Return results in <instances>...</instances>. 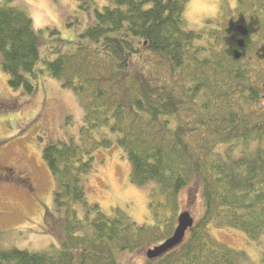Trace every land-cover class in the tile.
I'll use <instances>...</instances> for the list:
<instances>
[{
  "label": "trees",
  "instance_id": "1",
  "mask_svg": "<svg viewBox=\"0 0 264 264\" xmlns=\"http://www.w3.org/2000/svg\"><path fill=\"white\" fill-rule=\"evenodd\" d=\"M15 1L0 0V67L9 87L34 94L47 73L79 94L85 124L81 143L49 142L42 152L57 182L55 201L66 207L59 246L47 256L0 247V264H117V252L174 234L179 194L195 181L204 215L181 244L146 264H239L243 253L211 229L264 236V0H221L214 25L198 32L182 27L191 0H108L82 36L120 39L53 60H42L33 18ZM79 1L84 8L87 0ZM102 128L132 162L130 180L157 183L151 221L139 225L121 209L105 213L88 203L82 177L97 149L114 144L95 137ZM76 203L86 208L83 219ZM258 259L252 264H264V251Z\"/></svg>",
  "mask_w": 264,
  "mask_h": 264
},
{
  "label": "rangeland",
  "instance_id": "2",
  "mask_svg": "<svg viewBox=\"0 0 264 264\" xmlns=\"http://www.w3.org/2000/svg\"><path fill=\"white\" fill-rule=\"evenodd\" d=\"M79 2L15 1L33 18V28L41 41L42 60H53L82 48L104 49V43L112 36L120 39L118 33L104 36L100 43L83 37L96 22L95 10L102 9L108 0H87L84 8L79 7ZM220 2L190 1L189 4H211L216 7L215 15L207 17L199 31L214 25ZM52 30H57V33H52ZM103 53L107 54V51ZM41 65L42 62L37 68ZM6 79L0 67V102H3V106H0V247L26 249L30 253L47 256L62 241L66 207L55 201L57 182L42 152L49 142H70L72 139L81 143L80 129L85 124V112L79 94L71 88L62 87L60 80L48 77L47 73L36 81L34 94L12 90ZM6 100L7 103L4 102ZM95 137L111 139L114 144L109 148L97 149L92 169L82 177L88 203L98 204L105 213L115 208L121 209L139 225L151 221V189L157 183L151 181L138 186L130 180L133 164L119 147L116 134L102 128L95 132ZM10 170L13 173H9ZM23 176H29L30 183L19 179ZM179 201L181 212L188 211L193 219L198 220L204 215L200 182L195 181L181 190ZM73 206L78 218L83 219L87 213L85 206L81 203ZM94 213H90L92 217ZM50 228L52 233L48 232ZM211 233L218 242L243 253L239 264L259 261L264 251V236L253 240L246 232L234 228H213ZM155 246L149 244L134 253L117 252L114 254L117 264H146L150 260L147 253Z\"/></svg>",
  "mask_w": 264,
  "mask_h": 264
},
{
  "label": "water",
  "instance_id": "3",
  "mask_svg": "<svg viewBox=\"0 0 264 264\" xmlns=\"http://www.w3.org/2000/svg\"><path fill=\"white\" fill-rule=\"evenodd\" d=\"M241 34L245 35L246 30L244 28H240ZM240 46H243V41H239ZM194 217L188 212L183 211L180 213L178 217V225L174 230V234L164 241V243L154 247L153 249L149 250L147 255L150 260L156 259L157 257L161 256L165 252L173 249L174 247L178 246L179 244L184 241L188 230L194 227L195 219Z\"/></svg>",
  "mask_w": 264,
  "mask_h": 264
},
{
  "label": "clouds",
  "instance_id": "4",
  "mask_svg": "<svg viewBox=\"0 0 264 264\" xmlns=\"http://www.w3.org/2000/svg\"><path fill=\"white\" fill-rule=\"evenodd\" d=\"M198 10V11H194ZM216 13L215 5L189 4L182 14V27L185 31H199L204 27L205 19Z\"/></svg>",
  "mask_w": 264,
  "mask_h": 264
},
{
  "label": "flooded vegetation",
  "instance_id": "5",
  "mask_svg": "<svg viewBox=\"0 0 264 264\" xmlns=\"http://www.w3.org/2000/svg\"><path fill=\"white\" fill-rule=\"evenodd\" d=\"M5 102H7V100L5 101ZM9 102V101H8ZM1 103V102H0ZM11 171V170H10ZM9 171V173H13L12 171L10 172ZM19 179H21L23 182H25V183H30V181H31V178L29 177V176H27V177H25L24 178V176L23 177H21V178H19Z\"/></svg>",
  "mask_w": 264,
  "mask_h": 264
}]
</instances>
